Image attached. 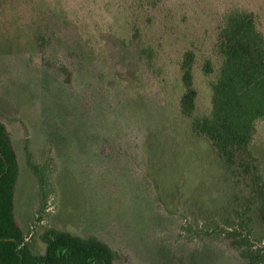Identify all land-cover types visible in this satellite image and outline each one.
<instances>
[{
	"label": "rangeland",
	"instance_id": "rangeland-1",
	"mask_svg": "<svg viewBox=\"0 0 264 264\" xmlns=\"http://www.w3.org/2000/svg\"><path fill=\"white\" fill-rule=\"evenodd\" d=\"M234 8L264 36V0H0V123L33 254L48 229L96 238L113 264H247L241 239L264 250V122L250 145L255 181L191 127L210 114ZM186 53L190 116L179 108ZM29 162L44 170L45 210Z\"/></svg>",
	"mask_w": 264,
	"mask_h": 264
},
{
	"label": "trees",
	"instance_id": "trees-1",
	"mask_svg": "<svg viewBox=\"0 0 264 264\" xmlns=\"http://www.w3.org/2000/svg\"><path fill=\"white\" fill-rule=\"evenodd\" d=\"M217 49L222 64L210 83L211 111L193 118L191 127L215 148L227 168L250 171L259 180V165L250 152L258 122H264V36L253 13L234 8L223 17ZM194 55L186 53L181 63L185 93L179 100L183 115L194 109L192 88ZM208 67L206 73H210ZM41 210H45L44 170L32 163ZM18 163L6 128L0 123V264H113L115 253L96 238L82 239L48 229L41 236L45 253H32L14 219V191ZM238 239L240 256L247 264H264V250Z\"/></svg>",
	"mask_w": 264,
	"mask_h": 264
}]
</instances>
